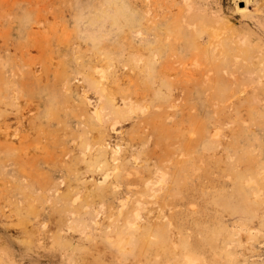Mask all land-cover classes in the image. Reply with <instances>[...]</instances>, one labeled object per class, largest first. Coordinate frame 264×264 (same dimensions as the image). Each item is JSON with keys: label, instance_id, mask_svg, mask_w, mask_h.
Returning a JSON list of instances; mask_svg holds the SVG:
<instances>
[{"label": "rangeland", "instance_id": "374dc122", "mask_svg": "<svg viewBox=\"0 0 264 264\" xmlns=\"http://www.w3.org/2000/svg\"><path fill=\"white\" fill-rule=\"evenodd\" d=\"M89 71L128 105L90 85L121 163L78 180L60 147ZM0 264H264V0H0Z\"/></svg>", "mask_w": 264, "mask_h": 264}, {"label": "bare ground", "instance_id": "6f19581e", "mask_svg": "<svg viewBox=\"0 0 264 264\" xmlns=\"http://www.w3.org/2000/svg\"><path fill=\"white\" fill-rule=\"evenodd\" d=\"M125 72L127 74L124 75ZM125 72L123 73L121 72L122 75L124 76L132 75L131 71H125ZM112 74L113 73H111V75ZM116 74L114 73V75ZM87 75L89 79H87ZM108 75L110 74H108V72L106 71H89L85 75L83 74L84 77H79L80 79L78 80L79 81L78 84H80L81 86L80 89L82 91L79 100L82 104L80 105L81 108L78 109V113L76 114V117H78V121L80 124H82V126L79 127L75 133L71 132L70 134L69 132H67L70 135L67 136V134H65V138L61 140V147H60V153L62 155V161H63V166L65 167V172H67V178L69 174L78 172V174H76L78 180L81 179L87 180L85 175L87 171L95 172V166H98L99 169L105 168L104 166H102V162L105 160L104 148L105 147L108 148L110 146V142H108V139L106 138V136L103 135V133L101 132L95 133V125L94 122L91 120V118L93 117V112H91V109L89 107L92 106L93 109H96V111L94 110V113H96V117L98 119H101L100 114L102 113L101 110L102 102L98 98L95 99V96L94 97L89 96V91L91 90L90 85L93 83L98 90H101L103 92L104 97L106 96L107 104L115 109L116 117H119L121 115L120 111L125 109L124 107L128 105L123 98L117 99L116 97H114V94L111 90L114 87L116 88L119 85V82L118 81L114 82V85L117 83L116 84L117 86L115 85L111 87V85L113 84H111V80L108 77ZM117 76L118 75H116V77ZM124 76H122V78H124ZM119 78H121L120 75ZM109 80L110 83L108 82ZM119 81L125 82L123 80H119ZM67 84H69V82H67ZM119 87L120 85L118 86V88ZM67 90L71 92L70 89ZM87 107L90 112L89 116H86V113L84 111ZM119 122L120 120H116V123ZM33 129L36 132L35 134L38 135L36 138L40 141V143H42V146L44 147L48 146V142L50 141L49 133L45 129L36 128L34 126ZM112 129L115 132H117L118 137L123 134V127L121 126L120 129L119 128L116 129L115 126H113ZM27 130L29 131V129ZM27 130H25V128H22L21 130L17 128L14 135L16 137L18 136L29 137L31 136V134L30 132L28 133ZM65 130L67 131V129ZM32 134L34 133L32 132ZM9 136L13 137L10 133H6L5 141L8 142V146L12 149L14 147V139H10ZM131 139L134 140L135 138L132 136ZM34 148L37 149L40 148V146L37 145ZM110 149L113 155L111 163L113 164V162H116L119 168L120 167L119 164L121 163L120 160H121L122 147L119 146V144H115L114 146H110ZM7 151L8 150H6V152ZM83 169H87V171H82ZM116 175L117 174L115 172H109L107 171L106 168V171L102 176V181L100 182L101 185L106 186V188H102V193H104L105 190L110 189L111 186L115 184V182L118 180L119 177L118 175L116 178ZM152 178H153L152 176L138 177V178H132L129 176L124 177V179H126L128 183H134V182L141 183L157 199L164 198L165 195L163 194V190H164L163 186L161 184L154 183ZM92 179L94 181L93 185H95L94 176L92 177ZM67 184H68V189H70L72 186L70 180L67 182ZM78 184L82 185V183H78ZM72 195L74 196L73 205L76 204V209L75 207L72 209L73 212L74 213L81 212L82 197H83L81 191L79 190L73 191ZM122 205L123 207H126L127 203L123 202ZM84 213L87 212L85 211ZM82 214L83 213H80L74 216V218L81 219ZM76 227L79 229L78 226ZM150 232L147 231V228H144L143 226H138L139 235L146 237L147 234H149Z\"/></svg>", "mask_w": 264, "mask_h": 264}, {"label": "water", "instance_id": "95a60500", "mask_svg": "<svg viewBox=\"0 0 264 264\" xmlns=\"http://www.w3.org/2000/svg\"><path fill=\"white\" fill-rule=\"evenodd\" d=\"M244 5H245V2H244V1H242V2H241V6L243 7Z\"/></svg>", "mask_w": 264, "mask_h": 264}]
</instances>
